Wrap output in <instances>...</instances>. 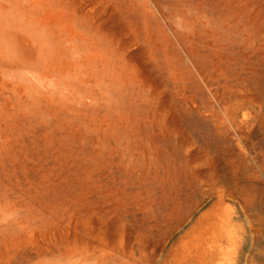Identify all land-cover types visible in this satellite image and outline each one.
Masks as SVG:
<instances>
[{"label": "rangeland", "instance_id": "1", "mask_svg": "<svg viewBox=\"0 0 264 264\" xmlns=\"http://www.w3.org/2000/svg\"><path fill=\"white\" fill-rule=\"evenodd\" d=\"M0 264H264V0H0Z\"/></svg>", "mask_w": 264, "mask_h": 264}]
</instances>
